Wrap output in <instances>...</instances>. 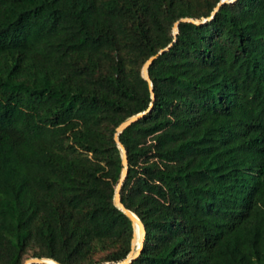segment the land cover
Returning <instances> with one entry per match:
<instances>
[{"label": "trees", "instance_id": "obj_1", "mask_svg": "<svg viewBox=\"0 0 264 264\" xmlns=\"http://www.w3.org/2000/svg\"><path fill=\"white\" fill-rule=\"evenodd\" d=\"M221 1L0 0V264L127 258L152 103L132 264H264V0L174 35Z\"/></svg>", "mask_w": 264, "mask_h": 264}, {"label": "water", "instance_id": "obj_2", "mask_svg": "<svg viewBox=\"0 0 264 264\" xmlns=\"http://www.w3.org/2000/svg\"><path fill=\"white\" fill-rule=\"evenodd\" d=\"M236 0H223L221 1L218 6L215 8L214 12L212 13V16L210 18H203V19H191V18H183L180 21L176 22L174 25V35L175 37L178 36L179 34V24L180 23H193L196 25H202L204 23H206L207 21H210L213 19V17L215 16V14L220 10V8L227 3H233ZM172 44L167 47L164 50H161L157 55L151 57L145 64V66L143 67V77L145 80L148 81L149 85H150V89H151V94H152V99L153 101L155 100V93H154V88H153V83L150 77V67L153 65V63L155 62V60L161 55L163 54L165 51H168L171 48ZM154 107V104L152 103L150 105V107L148 108L147 111L137 114L129 119H127L125 122H123L118 128H117V134L115 135V141L118 144V147L121 151L122 154V163H123V171H122V175L120 178V181L118 183L116 192H115V197H114V202H115V206L117 208H119L121 211H123L128 217L129 219L132 221L133 223V227H134V236L132 239V247H131V252L129 253V255L127 256L126 259L118 262V263H106V264H132L133 261H135L142 253L143 251V247H144V242H145V238H146V229L145 226L143 224V222L130 210H128L125 205L122 203L121 201V190L123 187L124 182L126 181L127 177H128V173H129V160H128V155H127V151L125 146L121 143L120 139H119V135L124 132L127 128H129L130 126H132L133 124L137 123L138 121H140L144 116H146L147 114H149L152 109ZM139 224L142 232H143V238L141 241V246L136 248V234H135V230H136V224ZM50 261L53 260H49V259H39V258H34V259H30L27 260L26 264H52L50 263ZM54 263L58 264L57 262L53 261Z\"/></svg>", "mask_w": 264, "mask_h": 264}, {"label": "rangeland", "instance_id": "obj_3", "mask_svg": "<svg viewBox=\"0 0 264 264\" xmlns=\"http://www.w3.org/2000/svg\"><path fill=\"white\" fill-rule=\"evenodd\" d=\"M141 230L136 226V234L139 235Z\"/></svg>", "mask_w": 264, "mask_h": 264}, {"label": "bare ground", "instance_id": "obj_4", "mask_svg": "<svg viewBox=\"0 0 264 264\" xmlns=\"http://www.w3.org/2000/svg\"><path fill=\"white\" fill-rule=\"evenodd\" d=\"M136 226L141 230V228H140V226H139L138 223L136 224ZM141 232H142V230H141ZM142 233H143V232H142ZM135 234H136V230H135ZM135 238H136V236H135ZM51 262H53V261H50V263H51Z\"/></svg>", "mask_w": 264, "mask_h": 264}]
</instances>
